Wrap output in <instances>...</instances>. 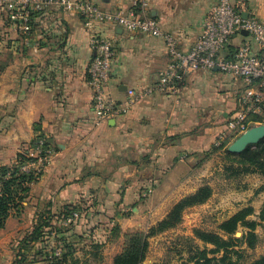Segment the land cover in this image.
Returning a JSON list of instances; mask_svg holds the SVG:
<instances>
[{
  "label": "crops",
  "instance_id": "0c3cea01",
  "mask_svg": "<svg viewBox=\"0 0 264 264\" xmlns=\"http://www.w3.org/2000/svg\"><path fill=\"white\" fill-rule=\"evenodd\" d=\"M90 1L107 12L139 11L140 0ZM218 1L150 0V16L188 52ZM233 1L243 3L244 14L264 22V0ZM29 29L24 34L0 12V170L12 169L21 155H32L38 137L49 139L55 156L0 232V264H46L33 255L41 244L25 246L26 240L41 216L54 227L68 209L81 215L63 233L75 247L69 264H113L130 223L132 231L148 232L168 215L154 213L153 223L143 227L129 221L132 206L179 202L176 195L186 192L187 176L203 168L202 158L210 160L222 151L216 149L218 138L248 88L218 70L198 71L186 78L178 101L156 95L129 114L98 124L88 83L92 32L83 19L53 9L34 16ZM96 33L110 40L116 52L108 88L116 100L124 102L129 89L153 86L166 69L169 56L161 39L108 24L98 25ZM247 41L257 50L241 33L224 56L230 58ZM233 140L226 138L223 145ZM185 216L181 228L193 223ZM115 227L121 231L118 239L111 235ZM95 245L102 247L93 250ZM150 251L143 264L150 263Z\"/></svg>",
  "mask_w": 264,
  "mask_h": 264
},
{
  "label": "built area",
  "instance_id": "2783aa9c",
  "mask_svg": "<svg viewBox=\"0 0 264 264\" xmlns=\"http://www.w3.org/2000/svg\"><path fill=\"white\" fill-rule=\"evenodd\" d=\"M150 0H140L138 13L119 9L115 12L101 10L90 0H0V12L18 23L24 34H29L31 20L53 9H62L79 15L86 28L92 32L91 49L93 59L89 67V86L93 91V106L98 124L116 120L129 114L135 106L159 95L179 100L183 95L186 78L198 71L218 70L224 75L241 80L247 90L239 101V111L228 122L225 134L219 136L216 147H221L226 138H238L254 123L253 116L264 115V22L251 13L243 17L242 2L219 0L211 9L204 30L198 41L188 52H182L175 37L165 34L160 24L150 16ZM120 27L132 33L150 35L161 39L166 46L169 62L166 69L153 85L141 90H127L124 102L116 100L108 91L113 77L116 52L113 43L96 33L98 25ZM241 33H246L251 42H245L230 58L224 56L229 42ZM235 140V139H234ZM33 154L24 163L20 172L40 178L43 168L55 156V148L45 137H38ZM78 211L62 215L58 223L49 230L46 242L49 244L45 262L61 259L64 255V231L80 220Z\"/></svg>",
  "mask_w": 264,
  "mask_h": 264
},
{
  "label": "rangeland",
  "instance_id": "374dc122",
  "mask_svg": "<svg viewBox=\"0 0 264 264\" xmlns=\"http://www.w3.org/2000/svg\"><path fill=\"white\" fill-rule=\"evenodd\" d=\"M260 122L264 123V115ZM234 139L236 140V138ZM206 158H202L205 161L201 170L187 176L188 188L186 192L180 195L177 194L176 200L178 199L180 202L182 199L194 194L195 192L190 193L195 188H197V192L204 187H208L212 191L211 198L203 205L186 209L182 214L181 224L155 236L158 237L167 233L159 238L156 243L150 244L149 264H186L187 262L194 264V261L191 260L197 258V254L206 250L209 253V250L216 249L215 246L200 240L196 233L199 231L205 234H217L224 240H228V237L220 231V226L245 210H252V215L248 217V221L259 224L255 231L256 238L252 240L253 246L251 249L247 247L245 242H238L233 248L229 249L228 253L223 251L216 255L209 253L208 259L210 261L200 264H252L255 260L264 256V177L260 174L243 173L239 164L240 159L228 156L225 150H222L210 160ZM175 205L151 204L150 202L141 206L135 204L132 207L138 211L128 213L129 221H132V223L140 222L143 227H147L153 223L152 215L154 213L156 217L163 216L169 213ZM185 215H189L193 223H187L185 227L181 228ZM131 226L133 225L130 223L127 234L137 231H132ZM158 226L159 223L153 227ZM179 227L181 228L180 232L175 230ZM172 230H175L174 233H169ZM187 230H190L189 234H187ZM247 232L246 227L239 226L234 238L240 239ZM155 237L151 238L149 243L155 240ZM122 243L124 246L125 238ZM225 256L226 259H224Z\"/></svg>",
  "mask_w": 264,
  "mask_h": 264
},
{
  "label": "trees",
  "instance_id": "16d2710c",
  "mask_svg": "<svg viewBox=\"0 0 264 264\" xmlns=\"http://www.w3.org/2000/svg\"><path fill=\"white\" fill-rule=\"evenodd\" d=\"M263 116H253L250 120L254 123L260 122ZM36 141L33 143V148ZM217 150H225V153L231 157H237L240 159L239 164L242 167V172L245 174H260L264 177V139L258 144L250 146L245 152L240 155H234L228 152V147L222 145L216 148ZM30 159L26 155H21L18 158L16 164L9 168H2L0 170V232L5 228L6 222L11 216V212L18 209L21 204L26 200L29 195L30 188L38 181V178H34L33 174L24 175L21 174V166L28 162ZM239 173V171H237ZM212 196V191L208 187L199 189L194 194L182 199L178 202L168 213L166 218L159 223L158 227L151 228L148 232L136 231L131 234L125 235V243L123 249L119 255L114 258L113 264H143L146 260L150 239L168 230L174 229L182 223L183 212L195 206L205 204ZM75 210H65L63 215H68ZM252 215V210H245L227 222L220 226V231L224 236L228 237V240H224L217 234H205L203 232H197V237L207 244H211L216 247L215 250H209L210 254H218L219 252L228 253L230 248H233L238 242H245L247 247L251 249L253 241L256 238L255 231L258 227L257 222L248 221V217ZM247 219V221H246ZM239 226H244L248 229L247 234L242 238H234ZM51 220L46 216H41L37 225L34 228L33 233L26 240L25 246L30 243L38 242L41 244V248L34 252V258L41 259L45 262L44 258L48 255L49 244L46 242V236L49 234V230L52 229ZM69 230H66L68 232ZM66 232H63L64 234ZM62 234V240L64 243V255L61 259L48 262L47 264H69L74 252V243H69L65 235ZM121 231L118 227L112 229V236L119 238ZM102 246L95 245L93 250H100ZM208 251L197 254V258H193L194 264H200L210 261L208 259ZM226 259V256L225 258ZM20 264V263H19ZM186 264H191L187 262ZM252 264H264V256L255 260Z\"/></svg>",
  "mask_w": 264,
  "mask_h": 264
},
{
  "label": "water",
  "instance_id": "95a60500",
  "mask_svg": "<svg viewBox=\"0 0 264 264\" xmlns=\"http://www.w3.org/2000/svg\"><path fill=\"white\" fill-rule=\"evenodd\" d=\"M245 19L248 14H243ZM264 139V125L253 126L245 134L238 137L229 147L228 152L234 155H240L247 150L248 147L258 144ZM134 213L138 210L135 208Z\"/></svg>",
  "mask_w": 264,
  "mask_h": 264
}]
</instances>
